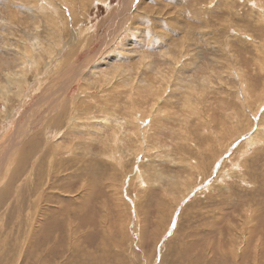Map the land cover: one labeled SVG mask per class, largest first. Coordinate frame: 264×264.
I'll return each mask as SVG.
<instances>
[{"label":"rangeland","instance_id":"obj_1","mask_svg":"<svg viewBox=\"0 0 264 264\" xmlns=\"http://www.w3.org/2000/svg\"><path fill=\"white\" fill-rule=\"evenodd\" d=\"M25 1L0 0V66H2L0 83L7 86L9 80L4 59L12 61L15 58L13 48L21 44L19 39L28 38L33 32L27 30L23 23V29L22 24H17L21 30L12 23L13 21L16 23L17 16L22 18L19 19L22 22L30 25L33 22V17L30 18L32 15L27 9L37 3V0ZM68 1L71 3L73 1L79 10H84L79 0ZM22 5L25 7L22 8ZM86 7L89 10L86 8L85 13L76 10L77 21L72 20L76 23L70 21L71 26L69 24L66 26L72 30L81 24L80 26H84L81 35L89 34V37L93 36V38L83 51L72 57V60H77L75 64L78 66L82 63L81 68L85 73L80 72L76 75L77 77L81 75L80 78L72 82L61 80L66 84L63 88L65 100L80 91L83 84L82 76L93 81L103 74L100 70L107 62L111 64L108 71L112 72L114 81L103 87L92 86L95 95L90 99L92 106L89 107L94 109V113L98 116H103L101 107L105 105L112 110L116 108L122 116H130L135 105L143 102L131 99L130 87L125 82L119 83L111 90L108 97L105 94L111 89L110 86L116 83V78L121 76L120 72H115L117 68L130 70L133 78L148 73L147 77H143L147 79L157 70L171 67L167 58L178 62L182 60L180 64L177 62L176 70L180 69L182 84H186L180 88L176 85L171 92L168 90L169 96L166 95L167 93L162 95L161 104L158 102L160 108L164 104L161 117L157 114L158 121L153 125L150 132L152 135L147 139L152 143V150L149 151L151 158L158 156L156 162L151 161L152 169L160 171L152 184L148 180L147 182L137 180L130 186L128 192L132 196L131 201L138 196L140 198L138 216L133 213L131 217L128 206V203H131L130 198H126L127 202L123 199L119 200V187L126 170L137 162L135 151L138 149L134 148L136 150L130 154L131 151L127 150L129 148L122 147L126 150L118 153L125 154L121 163L118 161L115 163L111 158L108 162L106 154L111 149L109 139L112 135L109 128L99 124L92 128H83L81 131L83 135L81 132L78 133L82 136L81 141L85 142L80 148L84 149L75 153L81 160L73 163L75 165L66 167V160L70 158L68 155L59 158L58 155H61L59 152L57 158L60 160H57L44 154L36 170L37 174L32 175L36 176L37 182L35 185L31 184L32 177L29 174L32 163L30 168L28 164L30 159L38 154L37 149L34 154L27 155L24 164L20 162L21 159L17 154L12 156V153L16 149H21L19 147H26L27 139L37 137L34 134L39 133V128L47 132V138L52 137L47 130V124L45 123L46 126L43 127L44 123L35 115L38 112V107L35 105L38 102L37 98L39 101L40 98H44L47 94L44 91L57 81L56 76L61 72L53 71L38 89L36 85L33 86L34 76L30 75L29 86L35 88V91L28 102L21 106L22 109L18 103V95L10 91L9 96L13 100L9 96H3L8 87L0 85L3 89V91L0 89V109L3 107L0 112L4 113L6 107L7 111L15 112L11 114V118L0 120V152L11 155L8 165L4 166V171L9 169L14 173L16 169L13 183L10 185L9 182V194L0 195V264H264V120L262 119L264 105L261 103L258 107L259 98L264 94V70L259 67L264 58L259 49L264 45V25L258 23V12L264 9L263 0H97L93 5L87 4ZM10 10H14V14ZM154 12L157 14L155 15ZM262 15L261 17H264V13ZM9 16L11 17L8 19ZM43 25L37 32L48 40ZM179 25L183 27L179 28ZM62 29L66 38L71 31L65 30V26H62ZM154 32L159 34L158 38L154 36ZM5 34L8 36L6 37ZM20 34L21 36L18 37ZM160 36H164L163 40ZM183 42L193 48L189 47L188 52L178 55L179 45ZM220 46L223 47L221 50ZM227 56H230V62L227 61ZM147 67L150 71H147ZM159 67L161 68L158 69ZM234 67L240 68L244 74L238 80L234 76ZM181 71L185 72L184 75ZM206 75L208 81L203 85L199 81ZM243 77L250 86H245L247 91L252 93L255 91L249 102L250 107L242 103L237 96L241 85L239 81ZM25 88L26 91L30 90L28 85ZM103 88L107 91L102 92ZM14 89L16 88L12 90ZM138 91L152 101L151 96ZM142 105L148 108L147 103ZM194 106L199 107L196 113L190 111L191 108L195 109ZM143 107L137 108L143 109ZM257 107L260 112L257 111L255 117L250 116L251 127L244 133L248 123L247 109L249 108V113H252L251 110ZM172 111L174 114L170 113ZM62 113L59 112L60 115L56 116V122L53 124L59 123L65 116ZM202 115L205 118L207 116L206 122L205 119L202 120ZM100 119L96 120L101 122L103 119ZM161 124L166 125L164 127ZM22 126L25 127L22 131L30 128L33 130L23 131L19 136V128ZM163 128L164 130H161ZM60 130L63 135L59 133L50 141L55 145L61 144L65 151L66 145L72 146V142L71 138H63L66 128ZM59 136H63L62 139ZM43 145L44 143L40 148H43ZM112 153L111 151L110 154ZM181 157H190L193 162L186 167L181 166L179 162ZM202 159L204 161L200 162ZM145 169L146 167L143 166L144 175L139 177L144 181L147 173ZM23 172L24 174H21ZM7 174V180H4L2 187L11 178L12 173L10 175L7 172ZM18 174L22 176L19 175L20 179ZM73 175L76 177H72ZM22 178L23 183H21ZM27 179L29 181H26ZM187 185H190L189 188L186 187ZM187 192L189 194L182 199ZM174 208V215L171 217ZM33 226L34 229L30 231Z\"/></svg>","mask_w":264,"mask_h":264},{"label":"bare ground","instance_id":"obj_2","mask_svg":"<svg viewBox=\"0 0 264 264\" xmlns=\"http://www.w3.org/2000/svg\"><path fill=\"white\" fill-rule=\"evenodd\" d=\"M25 1V0H24ZM33 1V0H32ZM95 1L97 0H79V4L81 6H83L84 10L88 7L87 4L89 5H93L95 3ZM18 2V1H17ZM27 2V1H25ZM31 2V0H30ZM37 3L33 4V5H28L29 8L27 9L29 12V14H31L32 16L30 18H32V21L31 22V25L29 23H25V22H22L21 20L19 19H22L21 17L19 18L17 15V18L18 20L16 21V23H14V19H12V23L13 25L16 24L15 26H18L20 24H24L25 27H27V30H33V32H31V35L30 37L28 38H25L22 39H19L21 40V43L20 45H17L16 47L13 48L14 50V53H13V57L15 56V58L12 60V61H8L7 59H4V62H5V66L7 65V74H8V80H9V86L5 85V84H2L0 83V85L2 87H8L6 89V91L3 93V96H9L11 93L10 91H12L13 93H15V95H18V103H19V106L20 108L22 109L21 106H23L26 102H28L29 98L32 96V93L35 91L32 86H29V76L30 75H33L34 76V85H36L35 87L38 89L41 84H44L45 82V79L53 72V71H59L61 73L57 74V81L54 82V84L50 85L45 91L44 93H47L46 95L47 98H46V95L44 96V98H40L41 100L39 101V98L38 99V102L36 103L35 107H38V112L35 114L36 116H38V118L41 120L42 123H44L43 127L46 126L47 124V130L52 134V137L51 138H47L46 135H47V132L44 131V130H40L41 128H39V133H35L34 136H37V137H32L31 139H27L25 137V135H23V137H25L27 140H28V144L26 145V147H19L21 149H16L15 152L12 153V156L13 154H17L19 157H20V162L22 164H24V159H26L27 155H29V153L31 154H34L35 152V149H37L36 152H38V154L36 156H34L32 159H30L29 161V168H30V164L32 163L31 165V169H30V174L32 179H31V184L35 185L36 182H37V179H35L36 176H32V175H35L37 174L36 170L38 169V166H39V162H41V158L44 154H47L49 157H54V159H57V160H60V156H64L66 157L67 155L70 157L68 160H66V163H65V166L68 167L70 165H72L73 163L75 162H78L79 159L77 157V155L75 153H77V150H83V149H80L84 144L85 142L83 143L81 141V137L78 133H80L81 131H83V128H92V127H95V126H99L102 125L106 128H109V131L111 132V139L110 142H111V145H110V148L108 150V153L106 154V156H108L107 160L109 162V159L111 158L115 163L116 161H118V163L123 160V158L125 157V154L121 155V154H118L120 151H125L126 149H122V147H126V148H129L127 150H130V154L131 153H134V148H137L138 150H136L135 152V160H137V162L134 164V166L128 170H126V173L125 175H123L124 178H122V182H121V185H120V197H119V200H125L126 202L128 200H126V198H130V201H131V195L129 194V188L131 185L135 184V182H137V180H141V182H147V180L152 184V182L154 181L153 179L156 178V176L158 175L159 171L160 170H156L155 168L152 169V162H156L158 160V156L155 155V157H152L151 158V154H150V150L151 147H152V143H150V141H147V139H149V137L152 135L150 134L151 132V129H153V125L156 124V118L158 117V115L160 116L161 114V110H163V107H164V104L161 105L162 108H160V104L162 102V95L167 93L166 95L169 96L168 94V90H170V92L174 89L173 87H176L179 86V88L186 84H182V81L183 79H181L182 77V74H180V69L179 70H176V67H177V62L178 61H175V60H171V59H166L167 61H169L171 63V67L170 68H163V69H160L161 67H159L158 69L160 70H157V72H155V74L153 76H151L150 78H147L146 77L148 76L147 74L146 75H142V76H139V77H136V78H133L132 77V74H130V70L128 69H124V68H121V67H118L117 70L115 72H120L121 76H118L116 78V83L111 85V89L108 91V92H105L107 91V89L103 88L102 89V92H105V94H107V97L110 95V92L111 90H113L119 83L124 82L126 83L127 86L130 87V95H131V99L133 101L135 100H141L145 105V103L148 104V108H145L143 107L142 104H137L135 105L134 107V111L132 113V115H128L126 116L124 113L125 116H122L120 115L118 112H117V109L114 108L113 110L110 109V107H108L107 105L101 107L103 109V116H98L94 113V109L92 110L89 106H92V104L90 103V99L91 98H94L93 95L94 92L92 90V86L94 87H97V86H101L103 87L104 85H108V84H112L113 81H114V76L112 74L111 71H108V67H110L109 65H111L110 63H104V67H101V72H103L102 75H100L98 78L96 77L93 81L89 80V79H86L85 77L82 76L83 78V84L81 85L80 87V91L76 94H74L72 96V98H66L65 100V95L63 94V88H65V85L64 82H62L61 80L62 79H65V81H68V82H72V81H75L76 78H80V76H76L78 75L80 72L82 73V63L80 66H78V64H75L76 61L73 59L72 60V57L74 54H77V53H80V51H83L84 48L88 45V43L92 40L93 36L92 37H89V34L87 36H83L81 35V30L83 29L84 26H76L75 28H72V30H70V28L66 27L69 22L73 19H76L77 18V13H76V10H78L79 12H84L85 11L83 9V11L79 10L78 7H76V5L74 4V2L71 1L69 2L68 0H37L36 1ZM105 2V1H104ZM158 2V1H157ZM156 2V3H157ZM264 2V0H263ZM5 3V2H4ZM7 3V2H6ZM10 2L8 1V4ZM19 3V2H18ZM24 3V2H23ZM29 3V1H28ZM34 3V2H33ZM77 3V1H76ZM259 4L261 2H258ZM13 3H11L12 5ZM17 4V3H16ZM15 4V5H16ZM161 4V3H160ZM4 5V4H3ZM7 5V4H6ZM14 5V6H15ZM21 5V4H20ZM25 5V4H24ZM22 5L21 7L24 8L25 6ZM74 5L76 7V10L74 8ZM17 6V5H16ZM27 6V5H26ZM79 6V5H78ZM163 6V5H162ZM125 7V6H124ZM128 7V6H127ZM142 7H147V6H143ZM3 8V7H2ZM9 8V7H8ZM11 8V7H10ZM81 8V7H80ZM130 8V7H129ZM127 8V9H129ZM143 9V8H142ZM152 9V8H150ZM161 9V8H160ZM19 10V9H17ZM25 10V9H24ZM89 10V8H88ZM139 10V8H138ZM141 10V8H140ZM260 10V9H259ZM264 11V9H262ZM262 10H260L258 12V15H259V20H258V23L259 25H264V17H261L263 16L262 14L264 13ZM2 11V10H1ZM9 11V10H8ZM13 14H14V10H10ZM20 11V10H19ZM144 11V10H143ZM148 11V10H147ZM165 11V10H164ZM4 12V11H2ZM90 12V11H89ZM88 12V13H89ZM10 13V12H9ZM18 13V12H16ZM146 13V12H145ZM155 15L157 14V12H154ZM230 13V12H228ZM22 14V13H21ZM162 14V13H161ZM8 15V14H7ZM10 15V14H9ZM12 15V14H11ZM23 15V14H22ZM26 15V14H25ZM24 15V16H25ZM80 15V14H78ZM88 15V14H86ZM85 15V16H86ZM112 15V14H111ZM110 16V15H109ZM163 16V15H162ZM169 16V15H168ZM2 17V16H1ZM7 17V16H6ZM5 17V18H6ZM11 16L8 17V19L10 18ZM14 17V16H13ZM161 17V16H160ZM159 17V18H160ZM28 18V17H27ZM28 18V19H30ZM174 18V16H173ZM83 18H81L82 20ZM175 19V18H174ZM180 19V18H179ZM1 20V19H0ZM5 20V19H4ZM80 20V21H81ZM88 20V19H87ZM205 20V19H204ZM6 21V20H5ZM77 21V19H76ZM206 21V20H205ZM3 23V21H2ZM7 22H5L6 24ZM73 23V22H72ZM76 23V22H74ZM73 23V24H74ZM176 23V22H175ZM4 24V23H3ZM2 24V25H3ZM10 24V23H8ZM18 24V25H17ZM23 24H22V29H23ZM42 24L45 25V32H47V37H49L48 40H45V38L43 39L39 32H37L38 30L41 29V26ZM43 25V26H44ZM71 26V24H69ZM205 25V24H204ZM203 25V26H204ZM5 26V25H4ZM13 26V27H15ZM62 26H65V30L68 29L70 30L71 32H68V36L65 38L64 34L65 32H63V29H62ZM156 26V25H155ZM176 27V26H175ZM180 27H183V26H180L179 25V28ZM19 29V26L17 27ZM40 28V29H39ZM139 28V27H137ZM178 28V27H176ZM185 28V27H184ZM2 29V28H1ZM155 29V27H154ZM160 29V28H158ZM17 30V29H16ZM21 30V28L19 29ZM26 30V29H25ZM36 30V31H35ZM89 30V29H88ZM129 30V29H128ZM138 30V29H137ZM140 30V29H139ZM177 30V29H176ZM179 30V29H178ZM177 30V31H178ZM182 30V29H180ZM241 29H239L240 31ZM153 31V30H152ZM151 31V32H152ZM156 31V30H155ZM182 31H185L187 32V30H182ZM4 32V31H2ZM6 32V31H5ZM10 32V31H9ZM14 32V31H13ZM20 32H23V31H20ZM88 32V31H87ZM158 32V31H157ZM157 32H154V36L156 38L159 37V34ZM162 32V31H161ZM27 33V32H26ZM203 33V32H202ZM22 34V33H21ZM18 35V37L21 36ZM52 34V35H51ZM166 34V33H165ZM211 34V33H210ZM241 34V33H239ZM3 35V34H1ZM11 35H14V34H11ZM25 35V33H24ZM29 35V34H28ZM164 35V34H163ZM168 36V34H166ZM194 35V34H193ZM6 36V34H5ZM8 36V35H7ZM6 36V37H7ZM165 36V35H164ZM164 36H160L163 40V37ZM244 36V35H243ZM4 37L6 40L7 38ZM17 37V36H15ZM17 37V38H18ZM194 37V36H192ZM10 39V37H8ZM189 38V37H188ZM2 39V38H1ZM4 39V40H5ZM15 39V38H14ZM234 39V38H233ZM5 40V41H6ZM159 40V39H158ZM194 40V39H193ZM220 40V39H219ZM229 40V38H228ZM231 40V39H230ZM4 41V42H5ZM221 41V40H220ZM219 41V42H220ZM226 41V40H225ZM13 41L11 40V43ZM161 42V41H160ZM217 42V41H216ZM223 42V41H222ZM241 42V41H239ZM16 43V42H15ZM225 43V42H224ZM231 43H233L231 41ZM252 43V42H251ZM14 43H12L13 45ZM17 44V43H16ZM193 44V43H191ZM196 44V43H194ZM221 44V43H219ZM245 45H249V44H245ZM180 46V49L178 51V55H183L185 54L186 52H188L190 49L189 47H192L191 45H188L186 46L185 45V42H183ZM222 46V45H221ZM220 46V47H221ZM226 46V44H225ZM231 46V45H230ZM236 46V45H235ZM251 46V45H249ZM3 47V46H2ZM195 47V46H194ZM215 47V46H214ZM219 49L221 50L223 47H221ZM240 47V46H239ZM252 47V46H251ZM193 48V47H192ZM196 48V47H195ZM202 48V47H201ZM213 48V46H212ZM244 48V47H243ZM163 49V48H162ZM167 49V48H165ZM260 49V54L261 55H264V45L261 47H259ZM164 50V49H163ZM175 52H176V49H174ZM202 50V49H201ZM200 50V51H201ZM232 50V49H230ZM4 51V50H3ZM172 51V50H171ZM213 51V50H212ZM6 52V51H4ZM8 52V51H7ZM10 52V50H9ZM8 52V53H9ZM197 52V51H196ZM203 52V51H202ZM213 53V52H212ZM215 53V52H214ZM227 53V52H226ZM154 54V53H153ZM164 54V53H163ZM175 54V53H174ZM219 54V53H218ZM228 54V53H227ZM118 55V54H117ZM116 55V56H117ZM161 55V54H160ZM177 55V54H176ZM188 55V54H187ZM185 55V56H187ZM197 55V54H196ZM203 55V53H202ZM222 56H224L223 54H220ZM230 55V53H229ZM113 57V56H112ZM154 57H155V54H154ZM192 57V56H191ZM246 57V56H245ZM12 58V57H10ZM176 58V56H175ZM222 58V57H221ZM224 58V57H223ZM222 58V59H223ZM232 58V56H231ZM104 59V58H103ZM195 59V58H193ZM192 59V60H193ZM199 59V58H198ZM221 59V60H222ZM230 59V56H227V61H229ZM7 60V61H6ZM107 61H109V59H105ZM112 60V59H111ZM115 60V59H114ZM150 60V59H149ZM152 60V59H151ZM189 60V59H188ZM197 60V59H196ZM206 60V59H205ZM216 60V59H215ZM182 61V60H180ZM179 61V62H180ZM220 61V59H219ZM226 61V62H227ZM91 62V61H90ZM168 62V63H169ZM178 62V63H179ZM192 62V61H191ZM260 62V61H259ZM89 63V62H88ZM99 63V62H98ZM118 63V62H117ZM154 64L156 62H153ZM183 63V62H182ZM196 63V62H195ZM208 63V62H207ZM212 63V62H211ZM210 63V65H211ZM74 64V65H73ZM85 64V63H84ZM180 64V63H179ZM187 64V62L185 63ZM226 64V63H225ZM4 65V64H2ZM87 65V64H86ZM166 65V63H165ZM209 65V67H210ZM217 65H218V62H217ZM55 66V67H54ZM182 66V65H181ZM185 66V65H184ZM212 66H215V65H212ZM230 66V65H229ZM2 67V66H0ZM91 67V66H90ZM90 67L88 69H90ZM187 67V66H186ZM226 67V66H225ZM259 67L264 70V58L261 60L260 64H259ZM6 68V67H5ZM5 68H3L5 70ZM94 68V67H93ZM148 68V67H147ZM156 68V67H155ZM178 68V67H177ZM183 68V67H182ZM181 68V70H182ZM191 68V67H190ZM199 68V67H198ZM207 68V67H206ZM214 68V67H213ZM212 68V69H213ZM227 68V67H226ZM184 69V68H183ZM187 68H185L186 70ZM202 69V68H201ZM233 69V68H231ZM235 69V67H234ZM1 70V69H0ZM99 70V69H98ZM153 70V69H152ZM194 70V69H193ZM208 70V69H207ZM210 70V69H209ZM224 70V69H223ZM2 71V70H1ZM92 71V70H91ZM96 71V70H95ZM94 71V72H95ZM147 71H150V68L147 69ZM190 71V70H189ZM245 71V70H244ZM84 72V71H83ZM87 72V70H86ZM93 72V73H94ZM183 72V71H181ZM188 72V71H186ZM219 72V71H218ZM264 72V71H263ZM3 73V72H2ZM1 73V74H2ZM5 73V71H4ZM85 73V72H84ZM96 73V72H95ZM100 73V72H99ZM125 73H128V75H126ZM185 72H183V75H184ZM200 73V72H199ZM202 73V72H201ZM233 73V72H232ZM119 74V75H120ZM192 74V72H191ZM191 74H190V77H191ZM207 74V73H206ZM209 74V73H208ZM207 74V75H208ZM152 75V74H151ZM193 75V74H192ZM204 76L201 78V81L199 82H202V84L204 85L207 81H208V77ZM144 76H146L145 78H143ZM187 76V75H186ZM215 76V75H214ZM218 76V75H217ZM234 76L237 78V80L240 78V76H244V74L242 73V71L240 70V68L236 67V69L234 70ZM185 77V76H184ZM197 78L198 75H196ZM189 78V77H188ZM196 78V79H197ZM212 78V77H211ZM225 78V77H224ZM187 79V78H185ZM195 79V80H196ZM210 79V78H209ZM80 80V79H79ZM189 80V79H188ZM191 80V79H190ZM192 80H194L192 78ZM198 80V79H197ZM216 80V79H215ZM226 80V79H225ZM247 79H245V77H243L239 82H240V87H239V93H238V99H241V102L242 103H246V106L247 107H250L249 105V102L250 100L253 98L252 96L254 95L255 91L252 93V92H248L246 87H250L248 82H246ZM4 81V80H3ZM2 81V82H3ZM81 81V80H80ZM93 84H91V82ZM214 81V80H213ZM197 82V81H196ZM217 82V81H215ZM219 83V82H218ZM227 83V82H226ZM90 84V85H89ZM215 84V83H214ZM239 84V83H238ZM26 85H28V87L30 88V90L28 89V91H26ZM87 85V86H85ZM174 85V86H173ZM191 85V83H190ZM189 85V86H190ZM198 85V83H197ZM220 85V84H219ZM218 85V86H219ZM222 85V84H221ZM220 85V86H221ZM235 85V84H233ZM232 85V86H233ZM188 86V87H189ZM264 86V84H263ZM2 87L0 89H2ZM216 87V86H215ZM13 88H16L14 90H12ZM45 88V86H44ZM43 88V89H44ZM98 88V87H97ZM220 88V87H219ZM232 88V87H231ZM184 89V88H183ZM235 89V88H234ZM249 89V88H248ZM125 90V89H124ZM142 91V92H145L147 96H151V99L152 101H149L150 99L148 97H145V94L143 93H139V91ZM181 90V89H180ZM185 90V89H184ZM187 90V89H186ZM214 90V87L213 89ZM218 90V89H217ZM215 90V91H217ZM1 91V90H0ZM3 91V89H2ZM65 91V90H64ZM68 91V90H67ZM72 91V89H71ZM128 91V90H127ZM178 91V90H177ZM224 91V90H223ZM17 92V93H16ZM70 92V91H69ZM182 92V91H181ZM185 92V91H183ZM190 92V91H189ZM210 92V91H209ZM238 92V91H237ZM66 93V92H65ZM71 93V92H70ZM113 93V92H112ZM116 93V92H115ZM114 93V94H115ZM126 93V92H124ZM180 93V92H179ZM214 93V92H213ZM222 93V92H221ZM72 94V93H71ZM173 94L174 91H173ZM170 93V95H173ZM194 95V93H192ZM44 95V94H42ZM41 95V96H42ZM123 95V94H122ZM121 95V96H122ZM176 95V94H175ZM181 95V94H180ZM68 96H71V95H68ZM113 96V95H112ZM127 96V94H126ZM261 96V95H260ZM259 96V97H260ZM10 97V96H9ZM13 97V95H12ZM16 97V98H17ZM117 97V96H116ZM115 97V98H116ZM167 96H165V99L167 100L168 98H166ZM226 97V96H225ZM11 98V97H10ZM9 98V99H10ZM15 98V97H14ZM114 98V97H113ZM120 99V97H118ZM127 98V97H125ZM124 98V99H125ZM130 98V96L128 97ZM183 98V97H182ZM181 98V99H182ZM192 98V97H191ZM195 98V97H194ZM223 98V97H222ZM12 99V98H11ZM45 99V100H44ZM111 99V98H110ZM117 99V98H116ZM114 99V100H116ZM177 99V98H176ZM184 99V98H183ZM209 99V98H208ZM13 100V99H12ZM35 100V99H34ZM11 101V100H10ZM9 101V102H10ZM175 101V100H174ZM177 101V100H176ZM194 101V100H193ZM264 101V94L261 98H259V101H258V107L259 105L263 103ZM1 102V101H0ZM14 102V101H13ZM76 102V103H75ZM126 103V101H124ZM149 102H150V107H149ZM158 102L160 104H158ZM164 102V101H163ZM15 103V102H14ZM75 103V105H74ZM88 104V105H85V104ZM106 103V102H105ZM175 103V102H174ZM181 103V102H180ZM8 104V103H7ZM101 104V103H100ZM103 104V103H102ZM179 104V103H178ZM71 105H74L72 106V108H68V106H71ZM116 105V104H115ZM114 105V106H115ZM262 105V107H263ZM2 106V105H1ZM5 106V105H4ZM9 106V105H7ZM138 106H142L143 109L141 108H137ZM261 106V105H260ZM35 107H33L35 109ZM195 109L191 108L190 111L193 110V113H196L198 110H199V107L197 106H194ZM256 108L254 110H251L252 113H249V108L247 109V117H248V123H247V126H246V130L244 133L247 132V129L251 127V124H249V118L250 116H253L254 117L256 116L255 114H258L257 111H259L260 109L259 108ZM3 107H1L2 109ZM123 108V107H122ZM180 108V107H179ZM178 108V109H179ZM0 109V110H1ZM65 109V111H64ZM120 109V108H119ZM176 109V108H175ZM8 108L6 107L5 109V112L1 113L0 112V120H5V118H11V114L12 113H15V112H12V111H7ZM27 110V109H26ZM36 110V109H35ZM61 110V111H60ZM123 110V109H122ZM121 110V111H122ZM64 112L63 115H65L62 119H60L59 123H55L53 124L56 119V116L58 117L59 114ZM123 112V111H122ZM125 112V111H124ZM178 112V111H177ZM260 112V111H259ZM100 113V112H99ZM98 113V114H99ZM170 113H173L174 112H170ZM4 114V115H2ZM6 114V115H5ZM158 114V115H157ZM30 115V114H29ZM100 115V114H99ZM102 115V114H101ZM164 115V114H163ZM7 116V117H6ZM62 116V115H61ZM203 116V115H202ZM161 117V116H160ZM165 117V116H164ZM163 117V118H164ZM22 118V117H21ZM33 118V117H32ZM97 118H101L103 120L100 121H97L96 119ZM172 118V117H171ZM170 118V119H171ZM239 118V117H238ZM93 119H95L93 121ZM165 119V118H164ZM168 119V118H166ZM205 119V122L207 121V116L205 118V116L202 117V120ZM264 120V116L262 118ZM32 120V119H31ZM169 120V119H168ZM166 120V121H168ZM58 121V119H57ZM258 121V120H257ZM25 122V121H24ZM38 122V120H37ZM26 123V122H25ZM34 123V122H33ZM46 123V124H45ZM2 124V123H1ZM21 124V123H20ZM27 124V123H26ZM3 125V124H2ZM163 125V124H161ZM166 125V124H165ZM165 125H163L165 127ZM260 125V124H259ZM20 126V125H19ZM27 126V125H25ZM42 126V125H41ZM53 126H55L53 128ZM101 126V127H102ZM160 126V125H158ZM24 126H22L20 129V131L18 132V135H22L23 131H29L31 130L30 129H23L22 131V128ZM162 126H160L161 128ZM262 127V126H261ZM261 127L259 129H261ZM8 128V127H6ZM5 128V129H6ZM25 128V127H24ZM66 128V132H65V136H59L60 138L63 137V138H71L70 141L72 142V146L70 144H67L65 148H67V150L63 151L64 149H62V145L61 144H52L51 143V139L52 138H55L59 133L62 132V130L60 129H64ZM241 128V127H240ZM4 129V128H3ZM38 129V128H37ZM95 129V128H94ZM97 129V128H96ZM242 129V128H241ZM263 129H264V126H263ZM33 130V129H32ZM31 130V131H32ZM155 130V129H154ZM161 130H164L161 129ZM161 130H160V133H161ZM7 131V129H6ZM30 131V132H31ZM37 131V132H38ZM158 131V130H157ZM251 131V130H250ZM85 132L87 133V130H85ZM109 132V133H110ZM259 132V131H258ZM14 133V132H13ZM11 133V134H13ZM83 132H81V135ZM94 133V132H92ZM96 133V132H95ZM105 133V132H104ZM157 134V132H155ZM159 133V134H160ZM184 133V132H182ZM62 134V133H61ZM260 134V133H259ZM15 135V134H13ZM11 135V136H13ZM63 135V134H62ZM75 135V136H73ZM86 135V134H85ZM100 135V134H99ZM102 135V134H101ZM241 134H239L240 136ZM17 136V135H15ZM108 136V135H107ZM156 136V135H155ZM154 136V137H155ZM171 136V135H170ZM22 137V136H21ZM20 137V138H21ZM28 137V136H27ZM159 137V135H158ZM254 137V136H253ZM252 137V138H253ZM17 138V137H15ZM100 138V137H98ZM102 138H104L102 136ZM156 138V137H155ZM62 139V138H61ZM84 139V138H83ZM163 139V138H162ZM161 139V140H162ZM12 140V139H11ZM15 140H19V139H15ZM22 140V139H21ZM20 140V141H21ZM26 140V141H27ZM51 140V141H50ZM100 140V139H99ZM108 140V139H107ZM159 139H157L158 141ZM55 141V140H54ZM68 141V140H67ZM12 142H10L11 144ZM26 143V142H25ZM44 143L43 145V148L45 146V148L43 149L42 147L40 148L41 144ZM69 143V142H68ZM83 143V144H82ZM137 143V144H136ZM19 144V143H17ZM22 143H20L19 145H21ZM52 144V145H51ZM87 144V143H86ZM101 144V143H100ZM12 145V144H11ZM23 145V144H22ZM21 145V146H22ZM92 145V144H91ZM13 147V145H12ZM18 148V147H17ZM23 148V149H22ZM13 149V148H11ZM3 150V149H2ZM87 150V149H86ZM12 151V150H11ZM111 151L113 152L112 155L110 154ZM61 152V155H58V153ZM110 152V153H109ZM0 195L3 194V196H7L10 192V186H9V182H10V185L13 183V178L16 176V169H15V172L13 173V171H10L9 169H6L4 168L5 165H8V160L9 158H11L9 154H7V152L5 153H2L0 152ZM57 155L59 156V158H57ZM47 156V157H48ZM52 159V161L54 160ZM106 159V158H105ZM85 160V159H84ZM103 160V158H102ZM127 160V159H126ZM56 161V160H55ZM87 161V160H86ZM104 161V160H103ZM152 161V162H151ZM204 159L200 160V162H203ZM84 162V161H83ZM107 162V163H108ZM113 162V163H114ZM179 162L181 163V166L184 165V167L190 165L193 161L192 159H190V157L186 158V157H181ZM62 163V162H60ZM21 164V165H22ZM78 164V163H77ZM88 164V163H86ZM112 164V163H110ZM200 164V163H199ZM19 165V166H21ZM75 165V164H73ZM109 165V164H108ZM120 165V164H119ZM143 166L146 167L145 171L147 172L145 177H146V181L142 180V179H139V177H142V175H144L143 173ZM72 167V166H71ZM40 168L41 165H40ZM63 168V167H62ZM141 168V169H140ZM66 169V168H65ZM81 169V168H80ZM107 169V168H106ZM114 169V167H113ZM68 170V169H67ZM29 171V169H28ZM27 171V172H28ZM57 171V170H55ZM62 171V170H61ZM73 171V170H72ZM107 171V170H106ZM7 172L11 175V178L10 180L2 187L3 185V182L4 180L6 179L7 180V177H8V174ZM26 172V173H27ZM70 172V171H69ZM111 172V171H109ZM135 172V173H134ZM173 172V171H172ZM171 172V173H172ZM75 173V172H74ZM72 173V174H74ZM107 173V172H106ZM105 173V174H106ZM163 173V172H162ZM21 174H24L21 173ZM67 175L69 174L68 172L66 173ZM165 174V173H164ZM19 175L18 174V178H19ZM58 175V174H57ZM76 175V174H75ZM75 175H73L72 177H74ZM80 175V174H79ZM77 174V176H79ZM21 176V175H20ZM27 176V175H26ZM61 176V175H60ZM64 176V175H63ZM171 176V175H170ZM169 176V178H170ZM22 177V176H21ZM30 177V178H31ZM66 177V176H65ZM76 177V176H75ZM106 177V176H105ZM164 177V175H163ZM17 178V179H18ZM78 178V177H77ZM20 179V178H19ZM29 179V178H28ZM26 180V181H29V180ZM21 183H23V178L21 179ZM25 180V179H24ZM50 180V179H49ZM161 180V179H160ZM73 181V179H72ZM84 181V180H83ZM89 181V179H88ZM118 181V180H117ZM90 182V181H89ZM140 182V181H139ZM149 182L147 183V187L149 186ZM173 182V180H172ZM19 183V182H18ZM29 183V182H28ZM49 183V182H48ZM88 183V182H87ZM40 185V184H39ZM71 185V184H69ZM92 185V184H91ZM115 185V184H114ZM14 186V185H13ZM21 186V185H19ZM139 186H141V184L139 183ZM190 185H187L186 187L189 188ZM20 191V190H19ZM23 191V190H21ZM30 191V190H29ZM38 191V190H36ZM40 191V190H39ZM38 191V192H39ZM141 191H139L140 193ZM22 193V192H21ZM37 193V192H36ZM35 193V194H36ZM44 193V192H43ZM24 194V193H23ZM41 194V193H39ZM38 194V195H39ZM130 196H129V195ZM189 194V192H187L186 194H184V196L182 197V199H184L187 195ZM14 196V195H13ZM29 196V195H28ZM34 197V195H33ZM32 197V198H33ZM31 198V197H30ZM40 199V197H39ZM46 199V197H45ZM42 201V199H41ZM40 202V201H38ZM117 203V202H115ZM125 204V202H124ZM119 206V205H118ZM128 206L130 208V215L132 217V214L135 213L137 215V211L140 207V198L138 196V198H135L134 201H131V203H128ZM177 207V206H176ZM175 207V208H176ZM121 208V207H120ZM125 208V207H124ZM128 208V209H129ZM175 208L171 214V217H173L174 215V211H175ZM123 209V208H122ZM133 210V211H132ZM129 216V215H128ZM138 216V215H137ZM3 227V226H2ZM30 228V226H29ZM34 229V226L33 228L30 229L33 230ZM173 235V234H172ZM174 237V235H173ZM232 244H230V247ZM229 247V248H230ZM231 254V253H230ZM233 255V253L231 254ZM232 257V256H231Z\"/></svg>","mask_w":264,"mask_h":264}]
</instances>
